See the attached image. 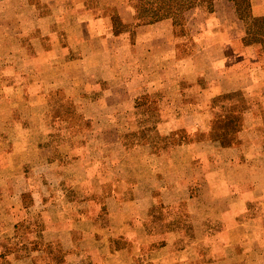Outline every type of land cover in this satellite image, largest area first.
Returning <instances> with one entry per match:
<instances>
[{
  "label": "crops",
  "instance_id": "obj_1",
  "mask_svg": "<svg viewBox=\"0 0 264 264\" xmlns=\"http://www.w3.org/2000/svg\"><path fill=\"white\" fill-rule=\"evenodd\" d=\"M141 5L0 0L5 264H264V54L229 0Z\"/></svg>",
  "mask_w": 264,
  "mask_h": 264
},
{
  "label": "trees",
  "instance_id": "obj_2",
  "mask_svg": "<svg viewBox=\"0 0 264 264\" xmlns=\"http://www.w3.org/2000/svg\"><path fill=\"white\" fill-rule=\"evenodd\" d=\"M148 1V0H147ZM231 1L236 9L237 15L240 19L246 20L251 14V2L250 0H229ZM142 2L139 19L141 22H155L162 19L170 18L176 25H180L185 21V14L187 11L202 7L205 11L212 13L214 12L215 0H149L147 3ZM184 27V23L182 25ZM178 31V30H177ZM180 32V31H179ZM223 117H228L226 111L222 113ZM236 124L233 129H226L224 126H214L215 136L219 138L223 143H231L234 139L233 135L239 129ZM184 134L182 135L183 139ZM226 136H229L231 142L227 140Z\"/></svg>",
  "mask_w": 264,
  "mask_h": 264
},
{
  "label": "rangeland",
  "instance_id": "obj_3",
  "mask_svg": "<svg viewBox=\"0 0 264 264\" xmlns=\"http://www.w3.org/2000/svg\"><path fill=\"white\" fill-rule=\"evenodd\" d=\"M147 3V0H139ZM251 2V14L250 17L246 20H242L244 24L245 29V36L243 40V46H252L256 47L258 52L264 54V0H250ZM184 22H182L180 25H178L177 30L183 32L184 27L182 26ZM231 97H239L238 93H235L233 95H230ZM55 98V94H54ZM241 104V102H229V101H223L220 103L221 106H227L228 107V117H223L222 112H217V115L212 118V126H224L226 129H233L235 124L238 127H241L242 122V112L244 108H240L237 105ZM232 105V106H231ZM236 105V106H234ZM230 106V108H229ZM74 121V125L76 128L82 129L84 126V123L79 122V119L73 118L70 119ZM49 121L51 124L55 127V117L50 118ZM180 135V139H182L183 133H178ZM179 135H177L176 139L179 138ZM228 141H231L232 139L229 136H226ZM55 140V138H54ZM0 220H2V217H0ZM13 247L4 246L3 252H8L6 249H12ZM1 252V253H3ZM0 264H5L4 260H0Z\"/></svg>",
  "mask_w": 264,
  "mask_h": 264
}]
</instances>
